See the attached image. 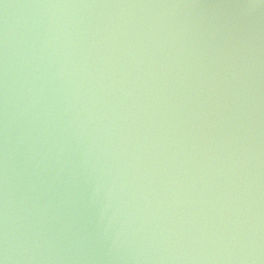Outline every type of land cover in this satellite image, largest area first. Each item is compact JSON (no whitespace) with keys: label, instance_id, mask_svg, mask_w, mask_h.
Returning <instances> with one entry per match:
<instances>
[{"label":"water","instance_id":"obj_1","mask_svg":"<svg viewBox=\"0 0 264 264\" xmlns=\"http://www.w3.org/2000/svg\"><path fill=\"white\" fill-rule=\"evenodd\" d=\"M0 264H264V0H0Z\"/></svg>","mask_w":264,"mask_h":264}]
</instances>
